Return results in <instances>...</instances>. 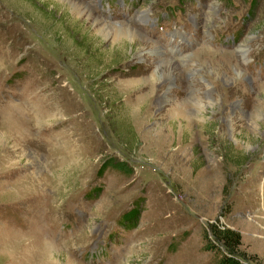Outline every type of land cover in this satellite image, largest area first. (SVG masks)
Returning <instances> with one entry per match:
<instances>
[{
  "label": "rangeland",
  "instance_id": "obj_1",
  "mask_svg": "<svg viewBox=\"0 0 264 264\" xmlns=\"http://www.w3.org/2000/svg\"><path fill=\"white\" fill-rule=\"evenodd\" d=\"M216 230L264 264V0H0V264H216Z\"/></svg>",
  "mask_w": 264,
  "mask_h": 264
},
{
  "label": "trees",
  "instance_id": "obj_2",
  "mask_svg": "<svg viewBox=\"0 0 264 264\" xmlns=\"http://www.w3.org/2000/svg\"><path fill=\"white\" fill-rule=\"evenodd\" d=\"M110 164H117L113 158L110 160ZM120 169L127 171L128 164L121 162ZM213 235L216 239H211L209 234H206L207 244L205 249L213 251L217 254L216 264H251L247 263L242 254L238 252L239 246H241V236L239 233H235L230 230L226 231H214ZM254 263V262H253Z\"/></svg>",
  "mask_w": 264,
  "mask_h": 264
},
{
  "label": "bare ground",
  "instance_id": "obj_3",
  "mask_svg": "<svg viewBox=\"0 0 264 264\" xmlns=\"http://www.w3.org/2000/svg\"><path fill=\"white\" fill-rule=\"evenodd\" d=\"M69 1V0H68ZM74 2V1H73ZM81 4V3H80ZM77 5V4H76ZM75 5V6H76ZM74 6V7H75ZM79 7V6H78ZM84 8V7H83ZM82 9V8H81ZM78 12V11H77ZM79 13V12H78ZM91 15V14H90ZM89 15V16H90ZM142 18L141 19H143L144 17H143V15L141 16ZM92 18V17H91ZM146 20V19H145ZM208 20V19H207ZM131 31V30H130ZM125 32V31H124ZM131 33V32H130ZM129 33V34H130ZM135 33V32H134ZM125 34V33H124ZM127 34V33H126ZM134 38H135V40L136 39H140L139 37H138V34H134ZM134 40V41H135ZM177 65V64H176ZM159 67V66H158ZM164 67V66H163ZM170 67V66H169ZM175 67V66H174ZM160 68V67H159ZM159 70V69H158ZM174 73H175V71H174V69H172V68H170L169 70H168V72L166 73V77H168V78H171L172 76H174ZM178 74V73H177Z\"/></svg>",
  "mask_w": 264,
  "mask_h": 264
}]
</instances>
